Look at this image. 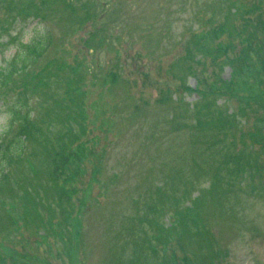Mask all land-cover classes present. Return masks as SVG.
Here are the masks:
<instances>
[{"label":"rangeland","instance_id":"1","mask_svg":"<svg viewBox=\"0 0 264 264\" xmlns=\"http://www.w3.org/2000/svg\"><path fill=\"white\" fill-rule=\"evenodd\" d=\"M36 31L0 90V264H264V0H0V68Z\"/></svg>","mask_w":264,"mask_h":264},{"label":"trees","instance_id":"2","mask_svg":"<svg viewBox=\"0 0 264 264\" xmlns=\"http://www.w3.org/2000/svg\"><path fill=\"white\" fill-rule=\"evenodd\" d=\"M50 45L51 36L48 32H34L31 38L26 43L21 44L9 59L4 60V65L0 68V90L9 89L14 83L16 76L22 72H28L31 67L35 66L48 52ZM42 80L43 78H41ZM29 92V88H24L21 92H18L19 98L8 105L6 114L8 116L9 126L13 128L15 123L19 125L17 135L14 139L23 138L26 135L32 137L38 132L36 122L31 117V110H27V95ZM25 109L27 110L26 113L23 112ZM227 118L229 127H231L234 116L227 115ZM66 135L68 134H60V138ZM15 142V140H12L5 148L4 146L2 148L0 144V181L8 177L7 167L17 166L19 165L18 162L22 161V158L20 159L21 155H16L18 150L21 149L14 146ZM71 149L69 146L63 152H56L50 164L51 170L49 176L55 186H57L56 196L59 203L68 202V193L65 188V182L67 183L68 177L67 172L77 160V151H72ZM77 150H79V147ZM31 154L32 152H29V156Z\"/></svg>","mask_w":264,"mask_h":264}]
</instances>
